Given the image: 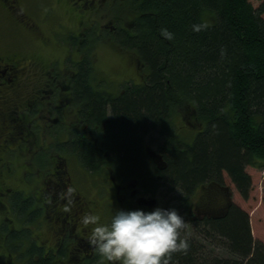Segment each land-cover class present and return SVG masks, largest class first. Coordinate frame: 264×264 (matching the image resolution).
Listing matches in <instances>:
<instances>
[{
  "label": "trees",
  "instance_id": "16d2710c",
  "mask_svg": "<svg viewBox=\"0 0 264 264\" xmlns=\"http://www.w3.org/2000/svg\"><path fill=\"white\" fill-rule=\"evenodd\" d=\"M142 10L146 16H137L133 34L119 43L137 53L143 81L111 91L94 85L88 58L80 68L65 66L77 74L70 90L62 75L60 90L73 96L80 114L54 150L72 152L89 171L136 179L145 195L165 197L186 220L203 188L224 184L225 175L247 199L246 167L264 169V1L256 8L251 0H144ZM194 23L206 27L193 31ZM163 27L175 33L173 40L161 35ZM180 116L199 130L191 139L176 130ZM36 131L24 138L35 139ZM3 150L14 155V146ZM27 203L16 205L28 217ZM249 223L233 204L222 218L190 225L191 233L182 229L190 246L173 254L175 264H264V245ZM8 227L2 226V241L10 253L19 251L23 241L8 243L18 233Z\"/></svg>",
  "mask_w": 264,
  "mask_h": 264
},
{
  "label": "flooded vegetation",
  "instance_id": "af4514ba",
  "mask_svg": "<svg viewBox=\"0 0 264 264\" xmlns=\"http://www.w3.org/2000/svg\"><path fill=\"white\" fill-rule=\"evenodd\" d=\"M72 1L77 9V16H112L113 14L115 16H124L123 13H119L120 9L123 8L119 6H125V4L129 3L130 14L128 13V16H133L132 20H130L131 23L127 24V26L120 24L119 27H112L114 31L111 35L115 34L114 36L119 45V42L124 38L123 36L128 37L133 34L137 16H146L142 10L144 0ZM0 4H3L8 16L14 19L13 27L16 34L36 29L37 23L29 17L30 14L28 12H24L21 9L20 0H0ZM48 11L46 10L42 16H47ZM35 15L41 16V13H35ZM95 23H97L96 19ZM101 30L106 32L105 27ZM98 31V27L95 24H88L86 28L81 29L79 32L67 34L69 38L73 36L74 41V44H71V39L70 43L66 42L69 53L67 58H73L74 54H80L78 60L74 61L76 68H80V65L87 60L89 55H92V50L96 47L94 45L93 34H99ZM103 37L105 36L100 34V38ZM1 40L4 41L3 38ZM16 47H20L17 41ZM13 50H10V48L0 50V151L3 150V147L11 150L14 145H17V142L20 143L19 138L25 142L29 140L25 139V136L19 137L20 134L26 133V131L33 132L37 129V131L40 130L39 132L44 133V135L37 134L39 138L36 137V134H33L36 140V147L33 143L23 148L17 145V147H14V155L8 157L10 161H17V159L22 158L24 160L29 159L26 165H29L30 169L24 168L25 176L22 182V187L24 188L15 190L3 189L2 184H0V203H3L5 205L4 208L8 209L11 213L15 212L19 214V209L16 205L18 200L21 203L23 201L28 202L24 209V213L28 214L25 222L26 226H14L13 219H9L7 223L10 231H15L16 229L27 230V238L24 240L27 241L24 247L27 249V252L20 251L22 253L20 254V258H23V261L27 264H41V261H51L49 264H96L97 261L100 262L101 260L107 264L89 245L87 235L91 226L86 227L81 223L82 215L88 211H93L101 215L102 219L107 222L109 213L107 214V206L101 198L103 194L113 197L118 208L123 209H132L134 205L152 209L154 207L150 205L140 204L139 199L141 197L156 198V196L145 195L136 179H120L112 173H108L105 176L106 178H103V184L101 185H98V182L95 181L97 189L85 188L86 184L82 183L79 177L72 172L71 166H75V170L80 174V177L88 178L92 176L91 174H95L93 176H96L97 172L89 171L86 167H83L82 161L76 155L70 151H68L67 155H63L62 152L64 153V150L54 153L51 157H45L49 153L48 148L45 145H39V142H43L44 136H47L51 131H49L48 127L54 125V122L53 124L48 122V116L51 113L48 107L49 101L52 100L53 108L51 111L57 109V112H65L66 106L75 108L73 96L65 92L64 87L58 91V87L63 85L64 77L62 75H68L67 79L69 81H67V85L69 86L66 89L70 90L71 81L74 79V75L77 74V70L67 67L64 69L59 68V71L54 69L55 72H43L37 79L31 78L25 80L27 76L24 75L25 72H22V68L24 67V70H26L24 66L26 58L23 55L20 57V54ZM21 64H23V67H21ZM137 65L141 66L139 60L137 61ZM65 70H67L66 74ZM60 73V78L55 76V74ZM94 85L97 86V83H94ZM9 94L14 98L13 101L11 99L9 102V98L7 97ZM5 102L11 104L8 110H3L2 106ZM76 114L78 119L80 114L78 107ZM49 120L53 121L52 119ZM25 149L27 150L25 151ZM3 152L6 151L3 150ZM29 153L30 155L27 157L26 155ZM0 160V164H2V167H0L1 179V176L7 172V167H3L6 164L3 162L4 158L0 157ZM157 162L161 161L158 160ZM36 163L37 165H41L40 169L32 168ZM48 164L50 165L49 168ZM44 165L47 166L44 168ZM42 169H49L50 173L44 172ZM8 172L12 173L10 167H8ZM25 179L28 181H25ZM34 183H37V186H33ZM69 189L73 191L69 192ZM203 194L204 198L198 203H194L190 219L187 220V223L194 228H197L199 224H203L206 219L224 217L233 204H235L232 200L231 189L227 186L226 180L222 185L210 184L205 186ZM38 212L41 213L37 215ZM19 215L22 216L23 214ZM50 222L52 223L51 225ZM37 224L39 227L48 226L46 231L50 233L49 241L44 242L48 240L42 238L41 233H44V231L38 230L39 233L35 232L33 227ZM24 244L25 242L21 243V248ZM5 248L7 250V252L4 250L6 252L4 255L5 260L8 258L10 264H18L15 261V257L18 258L17 254L10 253L7 247ZM45 257L48 259L45 260ZM4 264L8 263L5 261Z\"/></svg>",
  "mask_w": 264,
  "mask_h": 264
},
{
  "label": "rangeland",
  "instance_id": "374dc122",
  "mask_svg": "<svg viewBox=\"0 0 264 264\" xmlns=\"http://www.w3.org/2000/svg\"><path fill=\"white\" fill-rule=\"evenodd\" d=\"M263 1L264 0H251L253 6L256 8L259 7ZM20 5L22 6L21 9L24 10V12H28L30 14L29 17L37 23V27H35L36 29L27 30L26 32L16 34L13 27L14 19L11 16H8L3 4H0V36L1 39H4V41L0 39V50L4 48H10V50L14 49L13 51L20 54V57L23 55L26 58L24 65L26 70H24L23 64H21V67H23L22 72H25L24 75L27 76L25 80H29L31 78L37 79L43 72H55L54 69L59 71V68L64 69L65 66L72 67V63L78 60L80 54H74L72 59L67 58L69 53L66 42H70V38L67 37V34H71L70 32H79L81 29L86 28L88 24H95L96 27H98L99 34H93V39L95 40L94 45L96 47L93 48L92 55H89L88 57V60L92 62V82L100 84L111 91H115L118 89V87L121 88V85L125 84V82L133 81L138 83L143 81L144 67L142 65H137V61L140 60L137 53L131 48H126L119 45L114 36L115 34L111 35V33L114 31L112 30L113 26L119 27L120 24L127 26V24L131 23L130 20H132L133 16H128L130 14L129 3L125 4V6H119L120 8L123 7L120 9L119 13H123L124 16H115L114 14L112 16H77V9L75 8L72 0H20ZM46 10H49L47 16H42ZM35 13H41V16H36ZM95 19L97 20V23H95ZM103 27L106 28V32L101 30ZM100 34L104 35L105 37L100 38ZM16 41L20 45L19 48L16 47ZM65 84H67V82ZM58 91H60V86L58 87ZM7 97L9 98V102L11 99L12 101L14 100L11 94L7 95ZM10 105V103H3V110H8ZM48 107L49 111L51 112L48 118L53 120L50 121L48 119V122L50 124L55 122V124L48 127L49 131H51L47 136H44L45 139L43 142H39V145H45V147L48 148V152L51 153L52 151L51 154H53L57 153L54 150V145L58 144L61 140L67 139L68 134L72 131L73 123H76L78 120L76 114L77 106H75V108L72 106H66L67 109L65 112H57V109L51 111L53 106L52 100H50ZM190 124L191 123H189L188 119L184 121L181 116L175 119L177 132H179L181 136L191 139L199 130L196 131L191 129ZM39 131H36L35 134L44 135V133ZM23 136V134L19 135V137ZM36 137L38 136L36 135ZM28 139L29 140L25 142L19 138L20 143L17 142L18 147L23 148L24 146L30 145L31 143H33L36 147V140L31 138V136ZM17 145H14V147H17ZM30 153L26 156L29 157ZM67 153V151H64V153L62 152L63 155H67ZM9 156H11V151L10 155H8L6 152L0 151V157L4 158L3 162L6 163L3 165V167H7V172L1 176L0 184H2L3 189L6 188L15 190L24 188L22 187V182L25 176V169H30V166L26 165L28 164L27 161L29 159L27 158V160H24V158H22L19 160L17 159V161H10L8 158ZM40 166L41 165H37L36 163L32 166V168L40 169ZM49 166L50 165L48 164V168ZM0 167H2V164H0ZM8 167H10L12 173L8 172ZM71 169L72 172L79 177L81 182L86 184L85 188L88 189H97L95 181L98 182V185H101L103 184V178H106L105 176L107 175V173L104 172H97L96 176H93L95 174H91V177L85 178L82 176L80 177V174L75 170V166H71ZM43 171L50 173L49 169ZM246 171L250 174L252 180L251 191L247 199H244L240 196L234 184L227 177V175H225V180L227 186H229L231 189L233 202L239 205L249 215V224L253 239L260 241L264 245V169L247 166ZM27 179H25V181H28ZM33 186H37V183H34ZM101 198L103 203L107 206L109 220L115 209L118 208V205L113 197L107 194H103ZM156 198L157 204L155 206L171 208V205L165 203L167 202L165 197L158 195ZM4 206L5 205L3 203H0V232L2 230V226L7 225L9 219L14 220V226H26V215L23 214L21 216L15 212L11 213L8 209L4 208ZM40 213L41 212H38L37 215ZM179 213L182 216L185 215L183 210L179 211ZM51 224L52 223L50 222V225ZM47 227L48 226L39 227L38 224L34 225L33 227L36 233H39L38 230L44 231V233H41L42 238L48 239L44 242L50 240V233L46 231ZM184 230H187L188 233H191V227L189 223H186ZM15 231L19 232L14 234V232L11 231L14 235L10 234V241L8 243H14V239L25 242L24 246L19 251L12 253L17 254L18 258L15 257V261L18 264H27L23 261V258H20V254H22L20 251L24 253L27 252V249L24 248L27 243V241H24L27 238V230L16 229ZM6 239H8V237ZM5 247H7V244L6 242L2 241L0 235V260H3L0 261V264H4L2 262L6 261L4 255L6 254L7 250ZM7 249L9 251L8 247ZM220 250L222 254L225 253L224 249ZM44 259L47 260L48 258L45 257ZM6 262H8V260ZM50 262L46 261L45 263L49 264ZM96 264L105 263H103L101 260L100 262L97 261Z\"/></svg>",
  "mask_w": 264,
  "mask_h": 264
},
{
  "label": "clouds",
  "instance_id": "9594fccd",
  "mask_svg": "<svg viewBox=\"0 0 264 264\" xmlns=\"http://www.w3.org/2000/svg\"><path fill=\"white\" fill-rule=\"evenodd\" d=\"M205 27L194 23L192 30ZM160 33L168 40L175 37L167 27ZM81 223L91 226L87 241L107 264H175L173 254H186L190 246L181 235L187 221L174 207L116 208L107 222L98 213L88 211L82 215Z\"/></svg>",
  "mask_w": 264,
  "mask_h": 264
},
{
  "label": "water",
  "instance_id": "95a60500",
  "mask_svg": "<svg viewBox=\"0 0 264 264\" xmlns=\"http://www.w3.org/2000/svg\"><path fill=\"white\" fill-rule=\"evenodd\" d=\"M154 155V154H153ZM139 201H140V204H143V205H145V204H147V205H150V206H152V207H155V205H156V203H157V200H156V198H144V197H141L140 199H139Z\"/></svg>",
  "mask_w": 264,
  "mask_h": 264
}]
</instances>
